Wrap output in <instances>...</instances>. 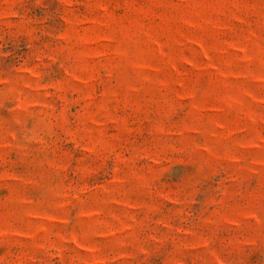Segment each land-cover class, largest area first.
Listing matches in <instances>:
<instances>
[{
  "label": "rangeland",
  "instance_id": "1",
  "mask_svg": "<svg viewBox=\"0 0 264 264\" xmlns=\"http://www.w3.org/2000/svg\"><path fill=\"white\" fill-rule=\"evenodd\" d=\"M0 264H264V0H0Z\"/></svg>",
  "mask_w": 264,
  "mask_h": 264
}]
</instances>
